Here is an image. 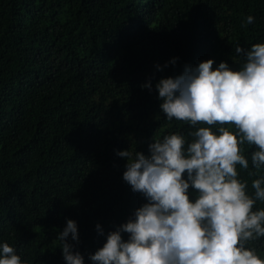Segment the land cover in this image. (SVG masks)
Wrapping results in <instances>:
<instances>
[{
    "label": "trees",
    "instance_id": "trees-1",
    "mask_svg": "<svg viewBox=\"0 0 264 264\" xmlns=\"http://www.w3.org/2000/svg\"><path fill=\"white\" fill-rule=\"evenodd\" d=\"M255 43L264 0H0V243L28 264H66L56 237L71 219L69 243L91 264L147 202L117 152L150 155L153 137L193 130L166 119L156 83L209 59L239 70L236 46ZM238 170L249 193L264 176ZM251 246L264 259V237Z\"/></svg>",
    "mask_w": 264,
    "mask_h": 264
},
{
    "label": "clouds",
    "instance_id": "clouds-1",
    "mask_svg": "<svg viewBox=\"0 0 264 264\" xmlns=\"http://www.w3.org/2000/svg\"><path fill=\"white\" fill-rule=\"evenodd\" d=\"M253 23L248 15L243 26ZM235 53L239 70L226 62L214 68L209 59L156 83L166 119L193 130L153 137L150 155L131 147L117 152L127 161L123 180L147 202L89 253L91 264H264L251 246L264 237V207H256L264 204V176L252 180L249 193L238 170L252 177L264 168V43L237 45ZM141 87L152 89L150 82ZM245 146L254 149L255 171ZM69 237L79 243L71 219L56 240L66 264H85ZM0 264L28 262L3 242Z\"/></svg>",
    "mask_w": 264,
    "mask_h": 264
}]
</instances>
